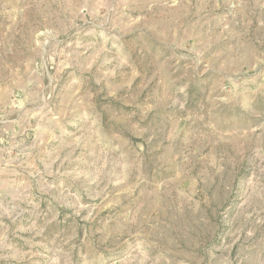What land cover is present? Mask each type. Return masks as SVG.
Instances as JSON below:
<instances>
[{"label": "rangeland", "instance_id": "1", "mask_svg": "<svg viewBox=\"0 0 264 264\" xmlns=\"http://www.w3.org/2000/svg\"><path fill=\"white\" fill-rule=\"evenodd\" d=\"M0 264H264V0H0Z\"/></svg>", "mask_w": 264, "mask_h": 264}]
</instances>
